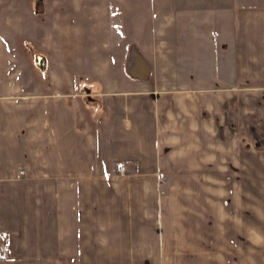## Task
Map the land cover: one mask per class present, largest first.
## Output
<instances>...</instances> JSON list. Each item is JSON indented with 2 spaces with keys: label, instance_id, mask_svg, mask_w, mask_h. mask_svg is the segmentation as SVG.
I'll return each mask as SVG.
<instances>
[{
  "label": "crops",
  "instance_id": "crops-1",
  "mask_svg": "<svg viewBox=\"0 0 264 264\" xmlns=\"http://www.w3.org/2000/svg\"><path fill=\"white\" fill-rule=\"evenodd\" d=\"M204 1L149 4L85 89L0 32V264H264V0Z\"/></svg>",
  "mask_w": 264,
  "mask_h": 264
},
{
  "label": "rangeland",
  "instance_id": "rangeland-1",
  "mask_svg": "<svg viewBox=\"0 0 264 264\" xmlns=\"http://www.w3.org/2000/svg\"><path fill=\"white\" fill-rule=\"evenodd\" d=\"M159 2L160 0H0V32L6 38L9 55L16 65H19L20 57L24 61L29 58L30 70L31 64L35 63L34 56L42 54L49 61L51 76L56 80L63 78V82L69 80L79 89H85L89 82L94 81L92 76L98 71L104 55L107 58H103L106 63L103 62L102 66L108 64L114 70V61L124 54L125 71L132 74L126 63L133 49L141 56L140 51L130 41L127 42L124 53H121V46L131 38L133 32L141 34L139 30L143 26L148 29L149 21H144L147 16L142 11L149 4L151 7L158 6ZM127 7L135 8L136 13H127ZM153 16L152 14V20ZM120 40L123 41L118 44ZM36 70L40 81L42 77L47 84V70L44 74L39 68ZM41 84L43 88L40 87V90L44 91L46 84L42 81ZM250 163H253L252 160ZM250 166L252 168H248L246 176L248 203L254 198L255 182L253 164ZM235 177L239 178L233 176ZM240 178L243 181V176ZM253 210V205H248L247 214H253Z\"/></svg>",
  "mask_w": 264,
  "mask_h": 264
},
{
  "label": "built area",
  "instance_id": "built-area-1",
  "mask_svg": "<svg viewBox=\"0 0 264 264\" xmlns=\"http://www.w3.org/2000/svg\"><path fill=\"white\" fill-rule=\"evenodd\" d=\"M118 170L119 172H125L126 171V167L124 164H121L119 167H118ZM24 174V169L23 168H20L18 170V176H22ZM8 246H6L2 241H0V255L2 257H5L7 256V253H8Z\"/></svg>",
  "mask_w": 264,
  "mask_h": 264
},
{
  "label": "water",
  "instance_id": "water-1",
  "mask_svg": "<svg viewBox=\"0 0 264 264\" xmlns=\"http://www.w3.org/2000/svg\"><path fill=\"white\" fill-rule=\"evenodd\" d=\"M34 60L36 65L44 72L46 69V58L42 54H36Z\"/></svg>",
  "mask_w": 264,
  "mask_h": 264
},
{
  "label": "bare ground",
  "instance_id": "bare-ground-1",
  "mask_svg": "<svg viewBox=\"0 0 264 264\" xmlns=\"http://www.w3.org/2000/svg\"><path fill=\"white\" fill-rule=\"evenodd\" d=\"M131 53H132V55H134V57L136 56V60L138 61V59L137 58H140V55L139 54H137L136 52H135V50L133 49L132 51H131ZM134 53V54H133Z\"/></svg>",
  "mask_w": 264,
  "mask_h": 264
}]
</instances>
